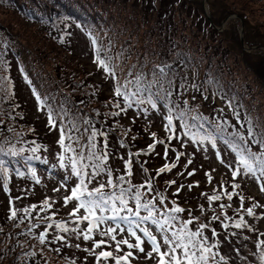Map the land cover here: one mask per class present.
I'll return each instance as SVG.
<instances>
[{"label": "rangeland", "instance_id": "1", "mask_svg": "<svg viewBox=\"0 0 264 264\" xmlns=\"http://www.w3.org/2000/svg\"><path fill=\"white\" fill-rule=\"evenodd\" d=\"M66 1L0 0V157L17 161V156L11 155L15 151L22 156L32 155L30 159L36 165L29 177L18 176V171L12 169L5 177L0 170V264H96L95 256L85 251L92 248V241L77 239L75 235H69L67 243L41 244L37 239L45 228L41 219L45 215L55 213L52 219L68 221L70 228L74 226L69 217L73 202L65 206L63 197L70 194L79 178L71 171L68 157L72 153H65L59 144L61 128L65 134V145L71 144L77 152L85 155L89 150L88 137L95 130L98 133L94 141L96 152L99 154L107 144V166L112 169L114 181L125 174L124 165L129 154L140 152L139 156L131 157L132 175L128 179L132 185L152 179V192L141 189L145 200L157 196L158 211L170 209L175 201L185 209L178 214L180 220H187L190 216L199 218L189 225L193 231L199 223L208 224L204 235L209 237L210 243L218 242L214 251L219 253L215 258L219 264H261L260 254L264 252V246L257 248L256 243L264 240L260 235L264 233V192L253 179L238 175L233 180L231 171L220 163L215 153L219 150L227 163L234 164L235 153L224 140L232 139L231 134L236 131L247 137L249 121L254 138L264 139V69L260 68L264 65V0H193L192 6L199 16H188L181 9L186 15L184 24L179 21L183 16L177 11L175 19L167 16L176 24H172L169 40L164 42L159 35L160 24L156 15L151 9H146L141 0H81L87 4L98 1L99 7L106 8H103L105 16L100 14L99 24L93 26L78 22L73 13H78V0H68L72 11L66 10L64 4L58 5ZM156 5L163 8L162 0H152L150 6L159 8ZM164 6L173 8L168 1ZM208 20L217 24V30H210ZM112 25L115 29L111 28ZM253 44L260 47L258 53L262 52L263 59L253 55L249 61L251 52L249 55L247 52ZM164 47L170 49L169 57L175 60H162L160 53ZM97 50L109 61L115 78L96 63ZM152 50H158L160 61L152 56ZM144 52L149 55L146 66H143L144 58L141 56ZM161 68L168 81L174 83L169 86L171 105H178L175 110L179 111L185 109L184 102L187 101V107L191 109L186 115L188 123L203 124L202 129L193 127L192 132L215 135L216 149L207 141L192 143L188 136L183 135L178 120L174 121V130L180 138L168 141L170 133L164 128L166 108L159 103L158 110L145 104L143 107L149 108L147 115L135 105L119 116L111 115L118 111L114 107L118 100L121 107L124 106L122 98L114 93L117 83L131 88L132 84L128 82L138 74H142L144 83H148L153 81V70ZM212 68L222 75L224 81L212 72ZM52 94L60 95V99L56 97L57 102H54ZM49 111L54 125L49 124ZM234 112L239 114V120ZM195 116L203 119L194 121L192 117ZM217 125L223 130H218ZM152 133L156 134L155 141L165 143H156L155 149L149 152V145L154 143ZM69 135L72 140L68 139ZM248 144L253 152L262 151L260 144L252 143L251 139ZM34 148L38 150L33 152ZM177 152L183 153L178 162ZM61 154L65 155L63 162L59 158ZM189 158L191 164L187 163ZM61 163L65 166L61 167ZM85 163L91 162L86 160ZM165 163H176L177 166L170 172L157 175V170ZM193 171L194 175L189 176L188 172ZM206 173L212 176L211 182ZM5 179L7 192L4 190ZM106 179L101 174L88 187H95ZM172 180L176 183L169 186L167 182ZM233 183L240 187L233 190ZM189 184L193 185L191 189L187 187ZM180 185L184 188L177 195ZM226 192H234L231 201L227 199ZM158 194L166 198L163 205L159 203ZM203 194H217L221 199L209 205ZM240 196L244 198L243 209L253 204L260 205L253 209L254 217L247 216L244 210L237 212ZM46 198L52 207L40 212ZM220 204L231 207L221 210ZM31 205H37V208L23 223L19 219L8 221L3 218L10 215V208L17 209V216L23 217L25 214L21 210ZM128 206L134 207L135 201L130 200ZM224 213L230 219H225ZM81 214L83 210L78 213ZM123 214L129 213H120ZM213 215L221 218L213 220ZM240 216L244 217L248 228L236 229L233 226ZM48 222L53 223V228L49 229L47 241H52L57 234L63 235L55 229V221ZM86 223L80 227H86ZM137 223L141 228L153 231L159 240L157 225L151 221ZM33 224H39V227H31ZM116 224L125 230L129 227L120 220L108 221L102 227H114ZM224 224L228 227L225 228ZM132 227L144 239L142 246L145 252L150 251L147 238L135 225ZM176 227H179L178 221ZM213 229L217 233L215 237L212 236ZM122 237L129 238L127 231L117 232V240ZM96 239L100 237L96 236ZM130 242L135 243V239ZM110 243L114 251V242ZM57 248L60 250L56 251ZM122 248L120 255L128 251L126 246ZM95 251L98 253L100 249ZM132 251L129 264H156V260L146 258L145 253ZM220 256L224 257L223 261H220ZM101 264H114V261H102Z\"/></svg>", "mask_w": 264, "mask_h": 264}, {"label": "snow or ice", "instance_id": "2", "mask_svg": "<svg viewBox=\"0 0 264 264\" xmlns=\"http://www.w3.org/2000/svg\"><path fill=\"white\" fill-rule=\"evenodd\" d=\"M95 43L96 41L93 40L94 45ZM96 63L105 73L112 76V78H115L114 69L110 65L109 61L101 56L99 50H97ZM160 73L162 76L164 75L163 68L160 69ZM128 83H134V91H130L127 85H119L118 83L114 89L115 96L122 98L124 106L121 107V103L118 100L114 105L118 111L111 113L113 116H119L121 112H127V110L132 108L134 105L137 106L138 110L142 108L143 113L147 115L149 108L143 107L145 104L149 105L150 109L158 110V103L168 101L172 95V92L165 89L162 84L157 87L156 91H152L153 87H156L155 79L148 83H144V77L142 74H138L134 81H129ZM184 103L186 106L185 109L179 111L175 110L178 109V105L172 106L168 103H164V107L166 108L164 120L167 121L164 128L166 132L170 133L168 141H171L174 138H180L174 130V121L178 120L180 122V127L183 129V135L188 136L192 143L203 144L207 141L211 144L213 149H216L217 137L215 135L210 132L207 134L192 132L193 127L202 129L203 124L188 123L186 115L188 111H191V109L187 107V101ZM229 106H231L230 103ZM234 115H236L237 120H239V114L234 112ZM192 119L194 121H199L203 118L195 116L192 117ZM225 123L227 122L225 121ZM49 124L54 125V119L51 111H49ZM241 127H243V125H241ZM216 128L220 131L223 130L220 125H217ZM100 134L103 135V133ZM97 135L98 133L95 130L91 132L88 137L89 150L87 155H85L83 152H77L71 144L65 145V134L63 128H61L59 144L61 145V148L64 149L65 153H72V155L68 157L71 171L73 175L79 178V183H77L75 187L71 188L70 194L63 197V203L65 206H67L70 201L73 202L72 209L69 212V217L72 218L71 223L74 226L71 228L68 227V221L56 222L55 229L58 230V232L63 233V235L57 234L53 237L52 241H47L49 229L53 228V223L48 221L55 216V213H53L52 216L45 215L41 217V219L45 222V228L37 237L39 242L41 244H44L45 242L67 243L69 235H75L77 239L82 238L83 241H92V248L85 249V251H89L95 256L96 264H101L102 261L107 262L109 260L114 261V264H129V258L133 257V249L139 253H145L146 258L150 260H156V264H210V262L219 264V262L215 261V258L219 255V253L214 251V249L218 247V242L210 243L209 237L204 235L205 229L209 227L208 224L199 223L198 227L194 231L191 230L189 225L193 223L194 219L198 220L199 218H193L190 216L187 220H180L178 214L185 212V209L178 206L175 201L172 202L173 206L170 209L165 208L162 211H158L156 209V197L145 200V193L141 192V189H146L147 192L153 191L151 178L146 179L145 182L140 185H132L130 183L128 177H131L132 175L131 157L133 155L139 156L141 153L137 152L129 154V159L125 161L124 165L125 174L120 175L114 181L112 169L107 166L109 158L106 151L107 144H104V150L100 151L99 154L96 152V144L94 141ZM155 135V133H152L154 143L149 145V152L155 149L156 143H165V141H155ZM231 136L232 139H225L224 143L233 153H235L234 164L227 163L225 159L221 157L219 150L215 153L216 158L221 164L225 165L231 171L233 180H235L238 175H242L248 179H253L259 185L260 191L264 192V139L256 140L254 138L255 133L251 127L250 121L249 127L247 128V137L239 131L232 133ZM68 139L72 140V137L69 135ZM221 139H223V137H221ZM249 139L252 140V143L260 144L262 151L259 153L253 152L251 150V146L248 144ZM181 143L183 144V140H181ZM37 150V148L32 149L33 152H36ZM167 151L168 148L166 146L165 157H167ZM11 155L16 156L17 152L12 151ZM182 155L183 153H176L177 162ZM59 158L61 162H63L65 155L61 154ZM86 160L91 163H85ZM3 163V161H0V170L5 173L6 177L8 170L3 168ZM187 163L191 164L192 160L189 158ZM64 166L65 165L61 163V167ZM176 166V163H165L157 170V175L164 172H170ZM88 169H91V171H88ZM144 171L147 172V169H144ZM101 174L105 175L107 179L98 182L97 186L89 188L88 184L92 183V181ZM188 175H194V171L188 172ZM206 176L208 181L211 182L212 176L208 173H206ZM167 183L171 186L172 184H175L176 181L172 180ZM125 184H127L128 187H124ZM187 187L191 189L193 185L189 184ZM239 187L240 185L237 183L232 184L233 190ZM182 188H184V185H180L177 188V195ZM4 190L6 192L8 191L7 179H5ZM54 191H58V189H54ZM225 194L229 201L233 199L234 192H226ZM203 195H206L209 205H211L213 201L221 199V196L217 194ZM158 197L159 203L163 205L166 198L163 194H158ZM130 200L135 201L134 209L128 206ZM243 200V196H240V208L237 209V212L244 210L247 216L254 217L255 213L253 209L260 207V205L253 204L252 207L243 209ZM51 207L52 204L49 203V200L46 198L43 201L42 206H40V212H45L46 210L51 209ZM219 207L223 210L226 207H231V205L220 204ZM36 208L37 205H31L30 207L22 209L21 211L25 214L23 217L17 216V209L10 208L9 219H19V222L23 223L25 217L31 218V213ZM141 209H144L147 212V215L141 216ZM81 210H83V214L78 215ZM125 210L130 214V216L136 217V220L130 221L129 227L126 230L121 228L119 224H116L114 227L111 225L102 227V225H106L108 221L129 220V216L120 215V213ZM203 210V205H201V212H203ZM109 212L111 215H106V213ZM223 215L225 219H230L227 217L226 213ZM220 218L221 217L217 215H213L212 217L213 220H219ZM137 221H151L152 224L157 225L160 233L159 240L153 231H150L148 228H141ZM177 221L179 222V227H176ZM84 222H87L86 227L81 228L80 225ZM132 225H135V228L139 229L143 233V237L147 238V241L151 245L150 251L145 252V248L142 246L144 244V239L141 235L137 234V231L134 230ZM223 226L225 228L228 227L227 224H224ZM233 226L236 229L249 227L243 216H240L238 220L234 221ZM31 227H39V224H33ZM118 231L121 233L127 231V236L129 238L122 237L117 240ZM216 235L217 233L215 229H213L212 236L215 237ZM260 235L264 236V233H261ZM96 236H99L100 239H96ZM132 238L135 239V243L130 242ZM110 241L114 242V251L112 250L113 245ZM122 246H126L128 251H124L123 255H120L119 253L123 251ZM261 246H264V240H259L256 243L257 248H260ZM76 247L79 248L80 245L77 244ZM96 249H100V251L97 253L95 251ZM55 250L59 251L60 249L57 248ZM223 260L224 257L220 256V261ZM260 262L261 264H264V252H261L260 254Z\"/></svg>", "mask_w": 264, "mask_h": 264}, {"label": "trees", "instance_id": "3", "mask_svg": "<svg viewBox=\"0 0 264 264\" xmlns=\"http://www.w3.org/2000/svg\"><path fill=\"white\" fill-rule=\"evenodd\" d=\"M169 2L170 4H172V6H173V8L172 9H170L169 7H166V6H164L165 5V2ZM86 1H81V0H78V13H77V11H74L73 13L76 15V17H78V22L79 23H83V24H85V25H92L93 26V24H99V21L101 20L100 19V14L102 15V16H105L104 15V9H106V8H104V7H99V2L98 1H96V2H93V3H90V4H87V3H85ZM137 2H138V0H137ZM160 2H161V0H160ZM192 2H193V0H162V4H163V8H161L162 7V5H161V7H160V5L159 6H157V7H159V8H156L155 6H150L151 4H152V0H141L140 1V3L143 5V6H145V8L146 9H151L152 10V12L156 15V21L160 24V27L158 28V30H159V35H160V37H161V40L164 42L165 40H169V38H168V36H169V34H170V30L172 29L171 28V26H172V24H176L170 17H172L173 19H175V17H176V14L179 12V14H181L183 17L179 20L181 23H185V20H184V18H185V14H183L182 12H181V9H182V11L183 12H185L188 16H193V17H198L199 16V14L197 13V11H196V8H194L193 6H192ZM53 3V2H52ZM58 4V3H57ZM64 4V6L63 7H65V6H67L66 7V10H68V11H72L71 9H70V5H71V3H69L68 2V0L64 3H61V4H58L59 6H61V5H63ZM92 7H94V8H92ZM154 8V10L152 9V8ZM104 8V9H103ZM176 9V10H175ZM157 10V11H156ZM176 11H177V13H176ZM152 12H151V14H152ZM59 14V13H58ZM167 16H170V17H167ZM202 21L203 20H201V22L200 23H202ZM206 21L207 20H205V23H206ZM162 22H165V24L164 25H161V23ZM199 23V24H200ZM207 23H209L208 25H210V30L212 29V30H217V28L215 27L216 25L214 24V22H212L211 20L209 21L208 20V22ZM166 25V26H165ZM111 28L112 29H115L114 28V25H112L111 26ZM163 29H165V33L163 32ZM185 31V30H184ZM216 32V31H215ZM169 47V46H168ZM168 47H164L165 49L164 50H162L161 51V56H162V60H167L168 58H169V61H171V60H175V59H173L171 56L169 57V55H170V49L168 48ZM260 47L258 46V45H251V47H249V49H248V52H247V55H249L248 53L249 52H251V55H249L250 56V60L249 61H251L252 60V58H253V55H257V56H259V58L258 59H263V57H262V52L261 53H258L259 52V49ZM250 50V51H249ZM157 54V55H156ZM141 56L144 58L143 60H144V65L143 66H146L147 65V63H148V61H149V55H148V53L146 52V54H145V52L144 53H142L141 54ZM152 56L155 58V60L157 61V60H159L160 61V56H159V52H158V50H152ZM176 63H177V61H176ZM250 63H252V62H250ZM264 64V63H263ZM136 66H138L139 65V63L138 64H135ZM158 65V64H157ZM169 65V64H168ZM178 67H179V65H178ZM144 67H142V69H143ZM164 68H165V66H164ZM261 69H264V65L263 66H261L260 67ZM212 72L213 73H215V75L216 76H218L219 78H221L222 80L224 79L223 77H222V75L220 74L219 75V72H217L215 69H213L212 68ZM206 74H208V72H206ZM137 76V75H136ZM135 76V77H136ZM216 76H215V78H216ZM135 77L131 80V81H134L135 80ZM152 80H154L155 79V81H156V87L155 88H153L152 89V91H156L157 90V87L159 86V85H163V87L165 88V89H167L168 91H171L170 89H169V86H170V84L171 83H173V82H171V81H168V78L166 77V74L164 73V75L162 76L161 75V73H160V70L159 69H155V70H153V72H152ZM162 78H164V80H162ZM224 81V80H223ZM170 82V83H169ZM174 84V83H173ZM175 84L177 85V83L175 82ZM130 91H134L135 90V85H134V83L132 84V86H131V88H128ZM56 94H52V96H53V100H54V102H57V99H56V97H58L59 99H60V95H56ZM171 98V97H170ZM168 99V101H166V102H160L159 104H161V105H163L164 106V103H168V104H172V101H170L171 99ZM60 102H62L61 100H60ZM178 102L179 103H181L182 101L181 100H178ZM11 144V143H10ZM27 144H25V146H26ZM17 156V158H18V160L17 161H13V160H7V159H5V158H3V157H0V158H2L3 160V168H6L7 170H15V171H18L17 172V174L16 175H18V176H24V177H29V175L30 174H32V169L33 168H36V165L33 163V161H32V159H30L31 157H32V155L30 156V155H24V156H22V154L21 155H16ZM3 172V171H2ZM3 174H4V172H3ZM22 174V175H21ZM153 189H154V185H153ZM157 197V196H156ZM157 199V198H156ZM145 214L147 213V212H144ZM20 216H22V215H20ZM3 218H5L6 220H10L9 219V216H5V217H3ZM26 218V217H25ZM4 219V220H5ZM52 221H58V220H60V219H51ZM61 221V220H60Z\"/></svg>", "mask_w": 264, "mask_h": 264}]
</instances>
